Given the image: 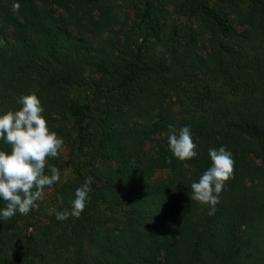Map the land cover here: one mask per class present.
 <instances>
[{
  "label": "trees",
  "instance_id": "16d2710c",
  "mask_svg": "<svg viewBox=\"0 0 264 264\" xmlns=\"http://www.w3.org/2000/svg\"><path fill=\"white\" fill-rule=\"evenodd\" d=\"M156 3L0 0V112L40 99L70 152L45 173H78L56 190L59 212L91 187L79 217L0 222V264H264V0H173L197 23L185 29ZM74 87L93 100L75 101ZM169 125L190 127L197 157H173ZM221 146L234 170L210 215L191 184Z\"/></svg>",
  "mask_w": 264,
  "mask_h": 264
},
{
  "label": "clouds",
  "instance_id": "9594fccd",
  "mask_svg": "<svg viewBox=\"0 0 264 264\" xmlns=\"http://www.w3.org/2000/svg\"><path fill=\"white\" fill-rule=\"evenodd\" d=\"M17 103L21 107L15 111L0 112V140L11 145V152L0 150V222L10 220L17 212L27 215L39 207L44 199L45 189L60 182L59 170L49 166V158H59L64 141L49 130L43 116V107L35 93L21 96ZM168 148L174 158L185 161L198 156L189 126L177 130L169 125ZM208 155L211 165L191 184V200L208 205L209 214H214L219 203V195L225 182L232 177L234 159L225 146L210 148ZM90 182L86 181L75 190L71 201L70 214L79 217L90 199ZM69 211L56 213L58 220H65Z\"/></svg>",
  "mask_w": 264,
  "mask_h": 264
},
{
  "label": "rangeland",
  "instance_id": "374dc122",
  "mask_svg": "<svg viewBox=\"0 0 264 264\" xmlns=\"http://www.w3.org/2000/svg\"><path fill=\"white\" fill-rule=\"evenodd\" d=\"M172 3H173V0H164V3L163 5H161L159 10H158V3H156L155 5V11L157 10L159 11L157 14L162 16L163 20L169 26L177 25L182 29L189 28L191 26L192 27L197 26V23H195L193 20H188L184 16H178L174 12V5ZM62 15H65L63 11L60 9H57L56 16H62ZM137 22H139V20H137ZM117 28H114V29H117ZM7 37L8 38L11 37V31L8 32ZM201 43L202 42L200 41L199 44ZM72 98L80 104H88L93 100L94 97H93V92L91 91L89 87H74L72 90ZM62 152L66 159L70 158V152L68 148L64 146ZM254 159L258 164H261L260 159L258 158H254ZM167 175H168V172L159 171L156 173L155 177L160 178V177H165ZM60 176H61V180L58 184H56L55 186H52L51 188L45 189L44 199L38 202L39 207L34 209L33 212L31 213V218L35 219L37 223L46 224L49 222L50 217L53 214H56L57 212H59V205L56 199L57 188L62 187L65 184L74 183V182L77 183V180H78V173L76 171V168L72 164L68 169L63 171ZM70 212L71 210L69 211V215H70ZM29 214H27L26 216H28ZM34 231H35V228L30 227L27 232L30 234V233H33Z\"/></svg>",
  "mask_w": 264,
  "mask_h": 264
}]
</instances>
